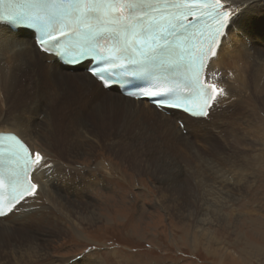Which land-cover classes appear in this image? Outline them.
Here are the masks:
<instances>
[{"label":"rangeland","instance_id":"obj_1","mask_svg":"<svg viewBox=\"0 0 264 264\" xmlns=\"http://www.w3.org/2000/svg\"><path fill=\"white\" fill-rule=\"evenodd\" d=\"M2 75H6L4 70H0ZM24 87L23 78L15 88L4 89L0 84V126L25 123L18 118L20 113L15 107L28 93ZM257 97L244 101L225 124L217 125L218 114H214L212 121L198 126L197 131L179 132L182 140L176 139L174 145L145 133L128 130L117 133L116 117L101 121L88 114L92 126L76 137L75 149L68 158L83 169L84 200L77 198L70 187L68 193L64 188H59V192L66 195L67 201L77 198L79 203H94L100 213L99 221L83 224L76 230L71 227L74 224L71 218L66 219L63 211L47 204L36 208V217L27 221L10 218L6 225L11 228L5 231L1 227L0 248L22 243V237L29 238L22 232H31L50 251L31 264H45L54 259L81 261L85 249L92 250L89 257L98 260V264H223L222 257L215 252L218 240L245 264H264V95ZM248 116L252 119L246 121ZM259 118L261 125L257 122ZM253 125L257 126V136L245 130ZM206 129L209 133H204ZM31 131L33 137L40 139L32 127ZM192 138L202 142L195 146ZM253 151L259 153L255 168L243 162L232 165L225 160L217 161L232 156L241 162ZM202 155L217 162H196ZM54 176L58 178L57 174L51 175ZM172 182L174 186H169ZM206 185L212 192L206 198H235L221 207L222 216H215L212 223L201 227L202 233L216 238L214 242L199 239L196 227L198 216L208 211L203 209L206 198H201L200 192ZM54 188L58 187L51 186V190ZM191 190L199 193L192 196ZM51 193L61 197L54 190ZM215 201L217 205L224 202ZM56 215L62 224L60 228L54 224Z\"/></svg>","mask_w":264,"mask_h":264},{"label":"snow or ice","instance_id":"obj_2","mask_svg":"<svg viewBox=\"0 0 264 264\" xmlns=\"http://www.w3.org/2000/svg\"><path fill=\"white\" fill-rule=\"evenodd\" d=\"M255 3L248 0L241 8L234 0H0V23L29 28L36 52L83 66L102 91L148 100L157 114L207 119L228 92L206 70L230 51L229 33ZM7 43L0 32V47ZM178 124L186 131L185 119ZM0 156L6 164L0 188L8 193L0 199V217H7L37 195L33 176L51 165L11 132H0ZM91 254L85 249L81 259Z\"/></svg>","mask_w":264,"mask_h":264},{"label":"bare ground","instance_id":"obj_3","mask_svg":"<svg viewBox=\"0 0 264 264\" xmlns=\"http://www.w3.org/2000/svg\"><path fill=\"white\" fill-rule=\"evenodd\" d=\"M247 3L248 0H234V5H239L241 8ZM0 32L10 39V43L0 47V70H4L6 73V75L0 76V84L4 89L15 88L23 78L24 88L28 90L25 98L18 105L15 104L20 113L18 118H23L25 123L17 121L13 122V125H2L0 131L13 130L21 134L36 152L47 157V163L51 165L50 169H41L35 173V179L40 186L37 189V195L22 201L23 208L20 212L0 218V234L3 232L1 227L5 231L11 228L6 225L10 218L13 220L23 218L24 221H27L29 218L36 217V208H42L47 204H52L55 209L63 211V216L66 219L71 218L74 223L71 227L76 230L83 224H96L100 214L97 206L94 203H88V201L86 203L77 202V198L81 201L84 200L83 190L86 182L81 181L83 169L79 164L68 161L75 149L76 137L85 134L86 129L92 126L87 120L88 114H92L101 121L116 117L117 133H120L121 130L145 133L143 135L159 140L164 139L172 145L176 139L182 140L180 138L182 135L179 134L181 131L170 116L157 114L146 100L130 99L115 91H102L98 83L93 86L92 80L81 67L72 74L65 69L59 70L56 65L47 63L46 57L35 51L29 33L22 30L15 33L10 29L1 28ZM16 36L20 39L17 40ZM227 48L230 50L227 55L211 62L209 67V71L215 73L213 78H215L218 87H225L228 92L227 97L221 100L220 105L212 109L210 118H208L211 119L214 114H218L215 120L217 125L229 122L236 109L242 108L244 101L264 95V0H256L254 7L237 19L236 25L229 33ZM29 80L33 81V84L28 83ZM96 96L101 97L97 98ZM224 100L226 101L224 102ZM221 105L224 106L222 110H220ZM262 114L264 116L263 110ZM183 116L187 118L186 115ZM245 119L249 121L252 117L248 116ZM260 119H258V123L262 121ZM192 120L188 122V131L195 132L198 130V126L206 125V121H202L203 123L198 125ZM259 124L261 125V122ZM31 127L38 133L41 140L32 136ZM245 130L248 134L257 136L256 125L248 126ZM204 133H209V130H204ZM252 141H255V138H252ZM257 158H259V153L253 151L241 162L232 156L221 157L217 161L221 163L225 160L232 165L243 162V165L246 163L251 168H255ZM195 161L200 164L217 162L204 155ZM52 174H57L58 178L51 177ZM51 186L58 187L53 190L61 197L51 193L53 191ZM169 186H174V182ZM69 187L77 196L74 200L68 199L71 202L67 201L65 194L61 195L59 192L61 190L59 188H64L65 193H68ZM76 187L78 190L75 189ZM210 188L208 185L201 188L200 192L203 193L201 198L211 195ZM197 190H191V195H197L199 193ZM172 194L173 192L170 195L172 196ZM42 195L46 196L40 200L39 196L41 198ZM211 198L208 197L206 201H203L202 204L206 205L203 209L208 211L204 210V213L198 216L196 227L200 232L199 239L214 242L216 238L208 233H202L201 227L212 223L215 216H222L221 207L227 206V201L235 198L226 196ZM216 199L224 202L217 205ZM160 200L164 201L163 198ZM67 211L73 216H70ZM210 211L217 212L212 216L207 215ZM18 215L23 216L19 217ZM55 219L54 224L60 228L62 225L60 218L56 215ZM219 219L222 220L221 217ZM198 223L200 224L198 225ZM22 233H26L29 238L22 237V243L13 247L0 248V264H31L40 261L49 254L50 251L43 241L35 239L31 232ZM215 242L217 245L215 252H218L217 254L222 257L221 263L245 264L242 259L240 260L237 256L235 258L234 253H229L228 249L222 247L218 240ZM88 261L98 264V260H92L90 257H88ZM88 261L54 259L45 264H88Z\"/></svg>","mask_w":264,"mask_h":264}]
</instances>
